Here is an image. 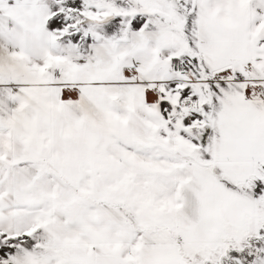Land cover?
<instances>
[{"label": "snow or ice", "instance_id": "snow-or-ice-1", "mask_svg": "<svg viewBox=\"0 0 264 264\" xmlns=\"http://www.w3.org/2000/svg\"><path fill=\"white\" fill-rule=\"evenodd\" d=\"M0 264H264V0H0Z\"/></svg>", "mask_w": 264, "mask_h": 264}]
</instances>
